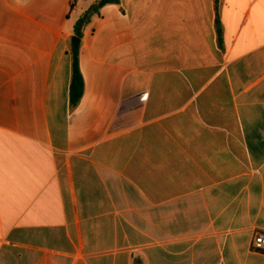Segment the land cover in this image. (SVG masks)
Segmentation results:
<instances>
[{
    "label": "crops",
    "instance_id": "0c3cea01",
    "mask_svg": "<svg viewBox=\"0 0 264 264\" xmlns=\"http://www.w3.org/2000/svg\"><path fill=\"white\" fill-rule=\"evenodd\" d=\"M98 1L0 0V264H264V0Z\"/></svg>",
    "mask_w": 264,
    "mask_h": 264
},
{
    "label": "trees",
    "instance_id": "16d2710c",
    "mask_svg": "<svg viewBox=\"0 0 264 264\" xmlns=\"http://www.w3.org/2000/svg\"><path fill=\"white\" fill-rule=\"evenodd\" d=\"M108 2L109 0H99L96 3V5L92 7V10L97 7H101ZM90 11L91 9L76 21L74 25V31L76 37L80 36L79 30L81 26H83L88 21ZM71 51H72V71H71L70 99H71V103L75 105L79 101L83 93V78L78 63V44L74 45L72 43ZM135 264H142V263L136 261Z\"/></svg>",
    "mask_w": 264,
    "mask_h": 264
},
{
    "label": "built area",
    "instance_id": "2783aa9c",
    "mask_svg": "<svg viewBox=\"0 0 264 264\" xmlns=\"http://www.w3.org/2000/svg\"><path fill=\"white\" fill-rule=\"evenodd\" d=\"M251 247L255 250L264 249V231H257L253 234L251 240Z\"/></svg>",
    "mask_w": 264,
    "mask_h": 264
},
{
    "label": "water",
    "instance_id": "95a60500",
    "mask_svg": "<svg viewBox=\"0 0 264 264\" xmlns=\"http://www.w3.org/2000/svg\"><path fill=\"white\" fill-rule=\"evenodd\" d=\"M78 41H79L78 37H73V39H72V43H73L74 45H77V44H78Z\"/></svg>",
    "mask_w": 264,
    "mask_h": 264
}]
</instances>
